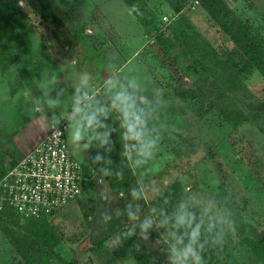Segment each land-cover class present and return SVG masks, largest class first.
<instances>
[{
  "label": "rangeland",
  "instance_id": "rangeland-1",
  "mask_svg": "<svg viewBox=\"0 0 264 264\" xmlns=\"http://www.w3.org/2000/svg\"><path fill=\"white\" fill-rule=\"evenodd\" d=\"M8 1L15 2L16 13L23 11L25 15L26 29L20 34L27 46L12 67L13 73L28 74L29 87L25 88L30 118L44 119L49 131L54 115V119L67 115L71 82L87 72L93 75V86L101 88L106 65L115 54L125 74L132 68L138 69L139 75L146 73L150 85L163 88L168 101L161 114L166 127L162 129L160 149L147 166L146 196L139 201L143 214L158 206L157 198L179 183L184 190L204 193L221 202L233 198L242 211L245 233L264 237V76L251 65L236 74L244 67L238 60L236 44L201 0H187L180 12L166 0H141L147 9L139 14L125 0ZM224 2L264 44V0ZM164 16L176 19L166 26ZM191 60H199L203 66L190 67ZM58 70L60 81L55 86L66 88L67 93L59 108L48 109L44 106L46 94L40 92L36 79L46 77L48 92L53 88L48 76ZM146 86V94L151 95L153 87ZM187 86L198 87L197 96L181 100L177 91ZM245 114H251L249 120L242 119ZM107 123L118 128V122L111 118ZM112 139L115 143L108 159L113 169L126 163L124 178L105 176L102 183H93L70 205L49 217L62 235L59 255L68 263L75 259L76 264H126L131 257L134 264H167L166 245L156 243L159 231H151L147 241L133 236L114 249L106 243L113 234L124 231L129 221L123 215L104 225L101 213L125 208L131 200L128 190L138 174L123 160L118 134L114 132ZM67 140L78 160L94 169L100 167L93 165L90 157L102 149L92 147L83 152L68 131ZM119 181L127 184L121 191L116 187ZM2 223L0 264H24L3 228L16 231L20 227L14 222ZM236 235L235 230L228 237ZM100 236H107L103 244L98 243ZM231 247L237 264H262L241 238L235 237Z\"/></svg>",
  "mask_w": 264,
  "mask_h": 264
},
{
  "label": "clouds",
  "instance_id": "clouds-1",
  "mask_svg": "<svg viewBox=\"0 0 264 264\" xmlns=\"http://www.w3.org/2000/svg\"><path fill=\"white\" fill-rule=\"evenodd\" d=\"M92 80L90 73L82 72L78 80L71 82L73 91L67 115L63 117L67 121L66 130L74 145L83 152L92 147L103 150L90 157L93 165H100L93 170L99 174L100 183L105 176L123 178L124 175L126 163L113 169L112 161L108 159L114 148V132L122 146L123 160L138 172L135 184L128 190L131 200L125 208L106 209L101 213L104 225L123 215H127L129 221L124 231L113 234L106 243L114 249L137 235L147 241L150 232L155 230L160 232L156 243L166 245L167 264H206L205 251L209 247L222 248L227 236L235 231L234 213L226 203L190 190L183 191L175 203L165 197L147 214H143L139 203L146 196L147 166L160 149L162 129L166 127L161 120V114L168 105L164 89L153 87L151 95L146 94L148 88L140 75L133 69H128V74H125L115 54L110 56L106 65L102 87L95 88ZM53 90L54 96L51 95ZM66 93L64 87L50 88L44 106L59 108ZM110 118L118 122V128L107 123ZM134 261L131 257L126 264H134Z\"/></svg>",
  "mask_w": 264,
  "mask_h": 264
},
{
  "label": "trees",
  "instance_id": "trees-1",
  "mask_svg": "<svg viewBox=\"0 0 264 264\" xmlns=\"http://www.w3.org/2000/svg\"><path fill=\"white\" fill-rule=\"evenodd\" d=\"M19 1V0H15ZM128 5L134 10L136 14L145 12L147 7L141 0H125ZM175 12H180L187 0H166ZM209 15L218 23V25L230 35L238 49L239 62H243V68H238L236 74L241 73L247 66L257 68L264 76V44L255 37L249 28L237 18V16L228 8L224 0H201ZM15 2L8 0H0V53L2 55L7 53H20L26 49V44L23 41V36L20 30H25L24 13L23 11L16 13ZM14 14V15H13ZM176 19V17H175ZM187 24H184L186 26ZM159 41L163 40V36L159 35ZM203 65L199 60H191L190 67L199 69ZM238 66V64H237ZM242 68V69H241ZM201 86V85H200ZM192 89L191 86L177 91L181 100H187L197 96V89ZM201 88V87H200ZM251 114H245L242 119L249 120ZM124 178V176H123ZM116 178V180L123 179ZM115 180V181H116ZM117 191L126 188L127 184L121 185V181L117 183ZM185 191L179 183H175L158 198L156 204L163 202L165 197H169L173 203L180 198L182 192ZM222 202L226 203L234 213L236 221L235 230L237 234L235 237L241 238L247 247L252 249L253 253L258 257L262 264H264V237H252L245 233L244 220L240 206L233 198H228ZM52 217V216H51ZM7 225L15 223L20 229L12 231L7 226L3 227L15 250L22 258L24 264H76L73 259L71 263L63 259L58 252L61 244V233H59L54 224L49 221V217L39 220L26 219L21 217L13 210L0 212V221ZM2 223V224H3ZM108 236V235H107ZM107 236L99 237V244H103ZM235 237H228L222 248L209 247L205 253L204 258L206 264H237V259L234 255V250L231 243Z\"/></svg>",
  "mask_w": 264,
  "mask_h": 264
},
{
  "label": "built area",
  "instance_id": "built-area-1",
  "mask_svg": "<svg viewBox=\"0 0 264 264\" xmlns=\"http://www.w3.org/2000/svg\"><path fill=\"white\" fill-rule=\"evenodd\" d=\"M163 20L168 26L175 18ZM66 129L65 119H53L45 137L0 179V212L13 210L22 220L51 217L99 180L71 152Z\"/></svg>",
  "mask_w": 264,
  "mask_h": 264
},
{
  "label": "crops",
  "instance_id": "crops-1",
  "mask_svg": "<svg viewBox=\"0 0 264 264\" xmlns=\"http://www.w3.org/2000/svg\"><path fill=\"white\" fill-rule=\"evenodd\" d=\"M23 54V52L4 55L0 53V179L27 155L48 131L44 119L30 118L29 93L26 90L29 87L27 72L13 73L12 66L18 64ZM136 72L138 73V69ZM9 74H11L10 77ZM59 75H61L60 70L48 76L51 77L53 88H56L55 84L60 81ZM140 77L146 85L150 86L149 89L153 87L146 79V73ZM45 81L46 77L42 76L36 79V83L40 84V92L43 94L47 93Z\"/></svg>",
  "mask_w": 264,
  "mask_h": 264
}]
</instances>
